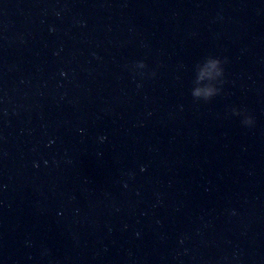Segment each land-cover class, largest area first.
Here are the masks:
<instances>
[{
    "label": "water",
    "instance_id": "water-1",
    "mask_svg": "<svg viewBox=\"0 0 264 264\" xmlns=\"http://www.w3.org/2000/svg\"><path fill=\"white\" fill-rule=\"evenodd\" d=\"M0 264H264V0H0Z\"/></svg>",
    "mask_w": 264,
    "mask_h": 264
}]
</instances>
